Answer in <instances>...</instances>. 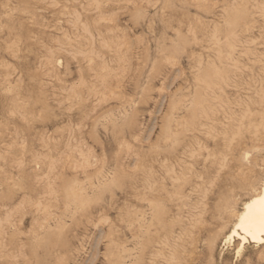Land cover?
<instances>
[{
	"label": "rangeland",
	"instance_id": "374dc122",
	"mask_svg": "<svg viewBox=\"0 0 264 264\" xmlns=\"http://www.w3.org/2000/svg\"><path fill=\"white\" fill-rule=\"evenodd\" d=\"M264 0H0V264H264Z\"/></svg>",
	"mask_w": 264,
	"mask_h": 264
},
{
	"label": "bare ground",
	"instance_id": "6f19581e",
	"mask_svg": "<svg viewBox=\"0 0 264 264\" xmlns=\"http://www.w3.org/2000/svg\"><path fill=\"white\" fill-rule=\"evenodd\" d=\"M236 222L231 235L241 237L242 244L264 242V180L259 189L243 201L236 211Z\"/></svg>",
	"mask_w": 264,
	"mask_h": 264
}]
</instances>
